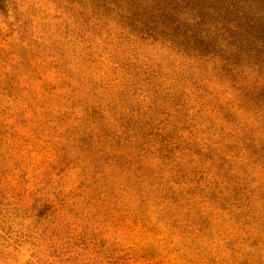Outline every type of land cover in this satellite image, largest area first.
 <instances>
[{
	"label": "rangeland",
	"instance_id": "1",
	"mask_svg": "<svg viewBox=\"0 0 264 264\" xmlns=\"http://www.w3.org/2000/svg\"><path fill=\"white\" fill-rule=\"evenodd\" d=\"M0 264H264V0H0Z\"/></svg>",
	"mask_w": 264,
	"mask_h": 264
}]
</instances>
